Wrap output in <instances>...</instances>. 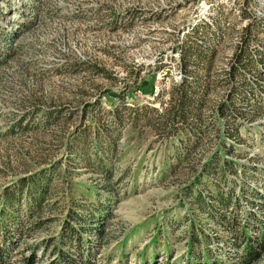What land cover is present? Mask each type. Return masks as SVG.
<instances>
[{"label":"rangeland","instance_id":"rangeland-1","mask_svg":"<svg viewBox=\"0 0 264 264\" xmlns=\"http://www.w3.org/2000/svg\"><path fill=\"white\" fill-rule=\"evenodd\" d=\"M248 23L264 48V0H0L6 263L240 264L241 226L264 233V67L243 85L224 77ZM192 49L211 56L210 92L189 138L161 111ZM222 160L234 165L218 179ZM230 191L227 207L199 209Z\"/></svg>","mask_w":264,"mask_h":264},{"label":"trees","instance_id":"trees-1","mask_svg":"<svg viewBox=\"0 0 264 264\" xmlns=\"http://www.w3.org/2000/svg\"><path fill=\"white\" fill-rule=\"evenodd\" d=\"M251 24L248 23L246 27L244 28V33L242 35V38L239 42V44L236 45V49L234 51V57L232 60V63L230 65V68L225 71V78L226 79H233L236 81L235 84H245V76L242 75V70L247 67L251 68H256L258 69L261 67H264V48L259 46H255V43L251 40L250 37V29H251ZM194 49H197L196 47H193ZM189 49V48H188ZM194 50L190 51H181L180 53V61H181V69L183 76L180 80V82L176 85L173 86V88L170 90L171 93V98H169L170 106L167 108H163L161 112L162 114L166 116V122L165 125L167 126V129L173 134L177 135V131L180 130V127H182V124H187V127H189L188 132L189 138H192L198 134V131H200V126H199V121L201 120L200 115L202 112V109L204 108V100L205 97L210 92V82H208L207 75L210 72V57L211 56H206L205 54H200L198 51L195 53H191ZM203 57H208L206 58L207 61L205 65L198 66L197 62L201 60ZM197 61V62H194ZM197 66L200 69L201 77L197 78V72L194 73L192 70H189L193 68V66ZM190 67V68H189ZM206 76V77H205ZM237 78V80H236ZM200 79H203L200 80ZM238 82V83H237ZM232 84V85H235ZM248 85V84H247ZM253 87V85H251ZM214 88V87H213ZM254 88V87H253ZM232 89L234 91V88L232 86ZM231 91V90H230ZM228 91V93H230ZM228 93H227V98H228ZM175 95V96H174ZM113 97H115L113 95ZM226 101H223L222 104H219L218 107H216V112L219 111L220 107L225 106ZM156 111V110H154ZM225 108L224 110L219 111V116H224L225 115ZM157 112V111H156ZM156 128V127H155ZM235 134V133H234ZM192 135V137H191ZM219 159V158H218ZM219 161V160H218ZM223 161V165L220 167L213 161H209L204 165V172H206V175H215L216 171H213L214 165L218 166L220 171L216 174V177L218 179H222L224 177V173L226 170L231 167L229 165H234L232 162L228 161ZM213 171V172H212ZM237 169L232 170V174L237 175ZM37 185L34 187L36 188V196L33 198L32 203L35 206H39L42 197L44 195L43 189L40 188V180L36 181ZM21 188L19 187V190H17L13 195L9 196L6 194L5 197H12L14 198L17 196L18 192H21ZM215 192H218V190H215ZM213 201L207 204V206H204L202 200L200 197H197L198 206L201 211H205V213L210 214L212 204H217V205H224V207H227L228 204H230L231 200H235L236 197H234L233 193L230 191L226 195L223 194H211ZM230 199V201H229ZM7 200V199H6ZM235 202V201H234ZM209 207V208H207ZM76 217V216H75ZM78 217V216H77ZM78 221V220H77ZM221 221V222H220ZM223 224H228L229 226L232 225L233 222H229L225 217L220 218L218 223ZM234 225V224H233ZM257 228V233L253 234L252 228L249 227V229L246 227V225H242L240 230H239V235L238 236V241L239 244H237V250L239 252V256L241 257L240 264H252V262L256 261L259 259L260 254L264 251V233H263V227L260 224H256ZM231 227V226H230ZM239 229V228H238ZM7 232L4 231V233L0 234V264H8L6 263V258L8 257V247L9 245H6V234ZM6 234V235H5ZM202 236H196L195 242L201 241H206V235L202 234ZM201 238V239H200ZM10 241V240H9ZM200 243V242H199ZM204 248V246H202ZM203 250V249H201ZM72 254V255H70ZM85 256L88 255V252L85 251L83 253ZM200 255L205 256L207 252H201L199 253ZM81 253L76 251V253H73L72 251L69 253V257L67 254H64L63 252L58 253V259L52 260L48 264H61L60 260H62L64 263H69V264H75L76 263V256H79L80 258ZM228 257V256H226ZM207 257L205 256V259ZM61 261V262H62ZM207 259L204 262L205 264L207 263ZM250 261H252L250 263ZM215 262V261H214ZM190 262H187L189 264ZM217 264H220L217 260ZM90 264V263H86Z\"/></svg>","mask_w":264,"mask_h":264}]
</instances>
